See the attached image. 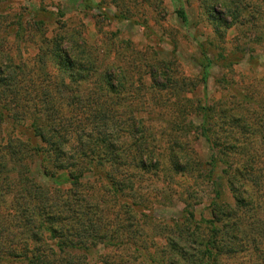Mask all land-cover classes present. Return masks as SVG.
<instances>
[{"label":"rangeland","instance_id":"rangeland-1","mask_svg":"<svg viewBox=\"0 0 264 264\" xmlns=\"http://www.w3.org/2000/svg\"><path fill=\"white\" fill-rule=\"evenodd\" d=\"M212 2L0 0L2 27L7 28L18 18L42 19L46 23L43 27L46 38L40 35L41 31L29 29L17 38L7 32L0 34L4 39L2 48L10 55L11 65L15 67V79L21 87H18L19 92L15 96L21 98L22 104L32 107L36 100L44 105L47 103L40 106L43 109L41 115L58 119L67 116L77 121L84 116H116L117 121H105V128H118L119 133L127 130L124 118H142L146 134L149 133L147 150L160 159L161 165L167 164L170 149L167 136H181L186 153L198 162L197 171L178 175L162 170L157 176L155 170L143 172L129 168L133 157L130 153L126 154L122 160L124 166L118 169L119 174L113 173L124 186L119 197L102 189L105 182L98 174L92 172L88 175L87 186L83 190L99 202L95 209L97 215L103 216L112 231H118L113 234L114 238H106L102 242L107 247L95 250L94 259L98 264L105 262L109 256L123 263L133 260L135 254L131 255L132 248L125 251L131 243L160 255L168 237L184 233L185 238L184 210L187 206L195 220L203 225L202 233L207 234L204 222L211 219L210 205L218 186L222 190L221 200L233 204L220 172L222 168L227 169L225 164L219 163L214 176L206 174L210 168V150L198 121L193 122L190 130L185 128L187 118L195 113L193 106L198 100L207 96L215 102L225 99L234 101L246 95L249 102L241 106L250 116L251 132L257 135L253 138L255 144L264 149V140H261L264 137V37L262 43L257 44L256 36H245L242 30L234 28L216 34L204 11L205 4ZM180 9L185 13V20L178 15ZM63 21L64 25L61 24ZM61 26L65 30L79 31L85 39L86 45L75 48L79 51L76 53L80 54V61L86 56L97 61L98 73L103 68L106 71L112 68V83H121L118 90L125 99L113 106L111 111L94 110L95 105L100 103L98 99L104 100V95L108 93L107 90L94 88L97 76L92 71L84 74L83 78L71 80L66 72L53 67L48 40L60 31ZM206 65L208 76L204 81L202 73ZM150 72H155V77ZM76 82L80 84L79 89ZM151 82L159 84L161 90L150 87ZM163 83L168 87L162 86ZM76 95H79L78 98ZM52 99L54 108L49 104ZM35 111L39 110L33 108L20 116L25 119ZM175 115L180 120L166 126L165 119L169 117L168 122L174 121ZM65 120L67 118L62 121ZM6 126L0 124V140L8 137L6 132L10 130L6 131ZM18 128L22 129L21 124ZM168 128L172 129V133ZM129 137L124 133L118 140L123 143L124 149L132 142ZM58 178L68 180L64 172ZM251 184L252 190L249 189V197L246 198L248 204L234 218H238L236 225L240 230H224L217 238V241L222 240L229 246L222 251L219 264H264V178L258 177ZM136 260L139 261V258L136 257Z\"/></svg>","mask_w":264,"mask_h":264},{"label":"trees","instance_id":"trees-1","mask_svg":"<svg viewBox=\"0 0 264 264\" xmlns=\"http://www.w3.org/2000/svg\"><path fill=\"white\" fill-rule=\"evenodd\" d=\"M204 11L216 34L234 28L242 30L245 36H256L257 44L262 43L264 0H213L211 4H205ZM178 15L186 19L182 9L178 10ZM45 24L42 19L18 18L6 28L2 27L0 21V34L7 32L17 38L29 29L41 31L40 35L46 38L43 31ZM2 40L0 35V124L7 125L6 131L10 132H6L8 137L5 140H0V264H98L94 259L95 250L101 246L107 247L102 242L106 238H114L113 234L118 231H112L103 216L97 215L95 209L99 202L83 190L87 186L88 175L92 172L98 174L105 182L102 189L109 195L119 197L124 186L113 173L119 174L118 169L124 166L122 160L126 154L130 153L133 157L129 168L143 172L155 170L157 176L162 170L178 175L197 171L198 162L186 153L181 136H167L166 141L170 146L167 164L161 165L160 159L147 150L149 133L146 134L142 118H124L127 130L119 133L118 128H105V121H117L116 116H84L77 121L66 116L60 117L62 120L67 118L62 121L41 115L42 101L36 100L32 107L22 104L21 98L15 96L21 88L20 83L15 79L17 74L11 65L10 55L2 48ZM48 41L54 68L66 72L71 80L83 78L84 74L92 71L97 76L94 88L107 90L108 94L104 95V100L98 99L100 103L95 105L94 110L106 109L109 112L113 106L123 102L125 97L118 90L121 83H112V68L109 67L107 71L103 68L98 73L97 61L87 56L80 61V54L76 52L86 43L79 31L65 30L61 26L60 31ZM206 68L207 65L202 73L204 81L208 76ZM150 74L155 77V72ZM75 84L79 89L80 84ZM150 84V87L161 90L159 84ZM162 86L168 87L166 83ZM73 98L71 101L74 102ZM247 98L242 95L239 100L215 102L204 96L193 106V117L187 118L185 128L190 130L193 122L198 121L208 144L210 168L206 174L214 176L219 163L225 164L227 169L222 168L220 172L234 200L233 204L223 202L222 190L219 186L215 189V199L210 205L211 219L204 222L207 234L202 233L203 225L195 220L187 206L184 210L185 238L184 233L168 237L160 255L131 243L125 251L132 248L131 255L135 254L133 260L123 263L109 256L101 264H219L222 251L229 246L222 240L217 241L218 236L224 230H240L236 225L239 220L234 218L248 204L246 198L249 197V189L252 190L251 183L258 177L264 178V149L255 144L253 138L256 134L251 132L249 126L250 116L241 106L249 102ZM49 104L55 107L53 99ZM33 108L39 111L21 118L20 114H26ZM167 118L166 126L180 120L178 115L173 117L174 121L168 122ZM18 124L22 129L18 128ZM169 130L172 133V129ZM181 130L184 133V129ZM122 133L130 135L132 140L125 149L123 143L118 141ZM137 134H140V138ZM61 172L66 173L68 180L58 178ZM224 217L226 220L223 221Z\"/></svg>","mask_w":264,"mask_h":264}]
</instances>
